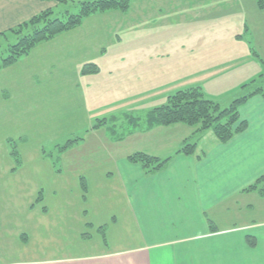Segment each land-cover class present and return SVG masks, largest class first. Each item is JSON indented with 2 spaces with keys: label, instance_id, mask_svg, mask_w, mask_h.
I'll list each match as a JSON object with an SVG mask.
<instances>
[{
  "label": "rangeland",
  "instance_id": "374dc122",
  "mask_svg": "<svg viewBox=\"0 0 264 264\" xmlns=\"http://www.w3.org/2000/svg\"><path fill=\"white\" fill-rule=\"evenodd\" d=\"M135 1L152 12L142 16L144 10L139 14L132 0L121 32H113L115 23L124 20L119 12L95 13L83 20L80 30L37 44L15 63L0 67V264L106 251L108 241L97 226L110 227L114 215L118 219L115 226L111 222L112 239L127 230L122 225L123 202L112 191L119 182L106 171L113 163L106 161L104 142L143 127L145 113L177 90L164 85L168 78L172 81L175 75L201 86L206 98L224 109L242 92L234 78L220 72L238 64L260 69L255 78L264 74V62L258 63L264 60V7L256 1L167 0L158 17L155 2ZM164 3L159 0L158 6ZM70 10L77 14L79 5L72 4ZM96 28L101 39L96 41L98 34L92 43L88 37ZM154 28L162 38L175 35L174 55L156 58L151 48V58L138 61L137 48L145 44L138 34ZM231 29L239 36L232 39ZM183 36L196 45L186 46ZM13 43L9 35L0 39V62ZM145 72L149 74L143 78ZM200 135L189 142H197ZM133 145L128 140L123 150L129 153ZM259 189L240 197L238 207L222 216L225 223L219 226L264 223ZM90 221L94 227L87 225ZM113 245L111 241L109 248Z\"/></svg>",
  "mask_w": 264,
  "mask_h": 264
},
{
  "label": "crops",
  "instance_id": "0c3cea01",
  "mask_svg": "<svg viewBox=\"0 0 264 264\" xmlns=\"http://www.w3.org/2000/svg\"><path fill=\"white\" fill-rule=\"evenodd\" d=\"M150 1L160 8L155 14L157 17L163 13L161 8L168 6L167 0L163 6H158L159 0ZM133 4L135 8V0ZM54 7H57V3L48 0H0V34ZM136 7L139 14V10H144L140 6ZM129 9L125 12L109 10L100 14L106 16L119 12L124 16V20H118L113 28V32L115 28L121 32L132 12L128 13ZM151 12L146 9L142 16L148 17ZM189 12L194 15L192 9ZM153 30L148 33L145 29L138 34V39L145 43L137 48L138 61L150 59L148 56L151 48L156 58L174 55L176 47H172L171 43L175 35L167 33L162 38L158 34L159 30ZM231 33L232 39L239 36L233 29ZM98 34L100 36L96 38ZM116 35L118 41H121L122 37ZM95 38L96 41L101 39L99 28L90 32L88 41L93 43ZM181 38L187 39L184 43L188 47L196 45L187 36ZM160 44L164 45L159 48ZM259 62L263 64L264 60L259 59ZM244 67L237 64L234 68L232 65V69L220 73L230 79L234 78L242 86L253 80L260 70H255V66ZM145 74L149 72H145L143 78ZM164 85L176 91L198 86H191L186 78L175 79V75L172 81L168 78ZM197 88L203 91L201 86ZM173 93L167 94L165 100ZM239 115L247 124L243 132L227 143H220L212 131L202 132L191 155L178 154L183 143L194 134L193 127L183 124L150 130L139 125L126 137L121 136L124 138H108L104 142L105 150L109 152L106 153V161L112 162L113 166L106 168V171L110 178L115 177L119 182V186H113L112 191L123 202L122 225L127 230L112 239L111 232L114 229L111 222L115 226L118 219L114 215L110 227L101 224L97 226L98 230L105 233V240L108 241L106 251L84 256L12 260L2 264H264V223L244 224L242 227L231 224L226 228L218 224L225 223L222 216L238 207L240 197L257 191L249 192L245 189L264 175V97L257 95L250 98L240 107ZM113 119L116 117L113 116ZM127 127L123 128L124 133H127ZM128 140L134 144L129 153L123 150V143ZM135 153H145L168 162L162 170L147 173L139 163L128 161V156ZM92 157L96 159L98 156L88 155L89 159ZM87 225L95 226L93 221ZM109 241H114L111 249ZM129 241L135 242L136 246L127 245Z\"/></svg>",
  "mask_w": 264,
  "mask_h": 264
},
{
  "label": "trees",
  "instance_id": "16d2710c",
  "mask_svg": "<svg viewBox=\"0 0 264 264\" xmlns=\"http://www.w3.org/2000/svg\"><path fill=\"white\" fill-rule=\"evenodd\" d=\"M48 1L56 2L57 6L65 5L66 8L58 13L53 9L43 10L15 28L0 34V39H7L8 35L15 38V43L10 44L7 48L8 55L1 58L0 67L15 63L21 56L27 55L37 44L79 27L83 20L92 14L109 10L125 11L130 4V0H93L80 3L75 0ZM254 1L264 7V0ZM72 4L79 5L77 14L70 10ZM240 90L242 94L224 109H221L217 102L206 98L200 88L190 87L178 90L168 96L164 104L148 110L141 118V122L146 130L175 124L193 127L192 140H195L197 135L202 132L212 131L220 143H227L247 127L246 122L240 118V107L254 96L264 97V74L243 84ZM105 120L101 119L99 122L104 123ZM195 147L196 142L191 143L186 140L178 154L191 155ZM127 159L132 163H139L147 173H156L162 170L168 162L145 153H135L128 156ZM257 187L261 189H259L260 194L264 195V190H262L264 175L245 191L257 190Z\"/></svg>",
  "mask_w": 264,
  "mask_h": 264
}]
</instances>
